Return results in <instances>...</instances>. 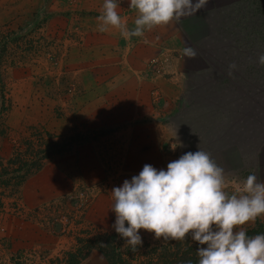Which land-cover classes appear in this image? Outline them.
Masks as SVG:
<instances>
[{
    "label": "rangeland",
    "instance_id": "374dc122",
    "mask_svg": "<svg viewBox=\"0 0 264 264\" xmlns=\"http://www.w3.org/2000/svg\"><path fill=\"white\" fill-rule=\"evenodd\" d=\"M23 1L12 0L27 8L22 15L14 14L18 8L9 0L0 5V251L8 255L12 240L28 241L7 264L39 259V264H65L68 254L77 255L79 264L87 258L107 264L97 249L105 236L116 238L112 245L125 264L155 262L162 247L173 249L179 242L187 246L179 252L189 248L188 255L198 262L209 244L227 241L213 260L264 264V0H217L214 23L234 27L242 42L228 54L232 61L224 60L216 72L202 76L201 85H193L194 96L178 114L162 119L173 131L181 177L153 198L137 197L136 189H128L124 204L104 216L94 214L104 204L97 203L98 196L117 205L118 199L108 196L122 190L123 176L130 185L124 174L134 168L128 162L129 155L135 156L128 133L133 123L113 126L110 114L115 112L109 109L103 114L112 125L88 123L95 106L75 102L79 92L74 85L63 86L66 76L59 74V39L45 27L50 0ZM193 22L185 30L191 61L202 44L198 36L211 33L207 14L202 24L199 18ZM148 64L154 75L151 59ZM208 83L212 89L204 88ZM228 143L235 144L226 147ZM84 147L94 155L98 173L36 207L21 202L30 177L53 159L69 158ZM237 204L246 206L242 214L236 213Z\"/></svg>",
    "mask_w": 264,
    "mask_h": 264
},
{
    "label": "crops",
    "instance_id": "0c3cea01",
    "mask_svg": "<svg viewBox=\"0 0 264 264\" xmlns=\"http://www.w3.org/2000/svg\"><path fill=\"white\" fill-rule=\"evenodd\" d=\"M5 1L0 0V5L4 6ZM219 4L217 0L49 1L45 27L50 36L59 39V47L55 49L59 53V74L66 76L62 79L63 86L74 85L79 92L75 102H91L95 106L87 116L88 123L92 127L112 125V120L108 121L103 114L108 109L115 112L110 114L114 118L113 126L133 123L128 133L132 136L130 148L135 156L129 155L128 162L134 168L124 174L130 185L123 176L122 190L108 196L110 200L118 199L117 205H111L102 199L107 197L99 195L97 203L104 204L94 208V214L104 216L115 206L124 204L128 189H136L137 197L153 198L181 177L184 169L173 152L174 136L162 119L178 114L182 105L194 96L192 86L201 85L187 77L188 73L202 68L203 63L196 51L194 60L189 58L186 23L192 20L194 25L199 18L202 24L206 13ZM13 7L18 8L14 9L16 15L28 12L22 5ZM71 24H76L75 31H70ZM162 53H167L168 61L163 65V73L154 76L149 72L148 61ZM88 148L45 164L22 188L21 202L28 208L36 207L65 195L86 176L88 179L89 173H98V165ZM166 150L172 151L163 152ZM219 206L221 209L222 205ZM236 209V213L242 214L246 206L237 204ZM34 232L45 235L39 230ZM30 242L33 246L34 241ZM26 244L27 240L18 243L12 240L8 255L0 251V263L7 264L6 259ZM86 262L93 264L90 258L80 264Z\"/></svg>",
    "mask_w": 264,
    "mask_h": 264
},
{
    "label": "trees",
    "instance_id": "16d2710c",
    "mask_svg": "<svg viewBox=\"0 0 264 264\" xmlns=\"http://www.w3.org/2000/svg\"><path fill=\"white\" fill-rule=\"evenodd\" d=\"M263 10H264V4H263ZM213 12V11H212ZM212 12L206 13L207 16L210 17V31L211 33H206L205 35L198 36V39L201 42V47H199L200 51L196 50L197 56L200 58L201 62L203 63V67L196 70L195 72L188 73V77L194 78L197 81H201L202 76L207 75L211 72H216L218 70V67L221 63H223L224 60H230V57L228 54L232 55L235 50V44H241L242 40L237 37L236 35V29L233 27L231 30H229L230 26L227 25H218L214 23V20L212 19ZM252 14V13H251ZM253 15H250L249 19H253ZM248 19V20H249ZM218 25V26H216ZM226 33L225 35H223ZM238 41V43H237ZM195 55V54H194ZM220 57V58H218ZM218 59V60H217ZM226 79H229L228 77H225ZM212 83H208V85H204V88L206 89H212ZM195 85V84H194ZM190 90V87H189ZM194 93V87L192 86V90ZM190 93V91H189ZM204 94L209 92H203ZM197 101H199L197 99ZM189 103V102H188ZM207 116V115H206ZM205 118V116H202V119ZM189 123H187L188 126ZM232 134H227V138H231ZM226 139L223 137V140ZM231 140V139H230ZM235 143H228L226 147L230 146L232 147ZM225 147V148H226ZM222 149V148H220ZM243 234H240L239 236H243ZM116 238L114 236H105L104 238H100L99 242L100 245H98L97 249H99V252L102 253L107 261V264H125L126 262L121 259V253L118 252L117 248H115L114 245H112L113 240ZM238 238H232L231 240H236ZM123 240V237L119 238V241L121 242ZM181 246L182 243H176L175 247L173 249H169L167 247L161 248V253L159 255V258L156 259L155 262H151L148 260L146 263L143 264H204L209 262L208 264H221V259H214V255H219L224 251L223 246H226L229 241L224 242L222 244H209L208 249L203 251L202 256H204V259H207L206 262L203 260H197L195 257H190L188 253L191 251L189 248H185L184 252H179L182 250L183 247H187L186 245ZM172 250V251H171ZM212 253H208V251ZM215 253V254H214ZM216 257V256H215ZM40 260H36L31 262L33 264H39ZM65 264H77L79 262L77 255L68 254L67 259L64 260ZM14 264V263H11ZM18 264V263H15ZM46 264H60L59 261H53L48 260ZM224 264V263H222Z\"/></svg>",
    "mask_w": 264,
    "mask_h": 264
},
{
    "label": "built area",
    "instance_id": "2783aa9c",
    "mask_svg": "<svg viewBox=\"0 0 264 264\" xmlns=\"http://www.w3.org/2000/svg\"><path fill=\"white\" fill-rule=\"evenodd\" d=\"M167 61V53H162L160 54V56L151 59V65L153 66L154 76H159L163 73V65L167 63Z\"/></svg>",
    "mask_w": 264,
    "mask_h": 264
}]
</instances>
